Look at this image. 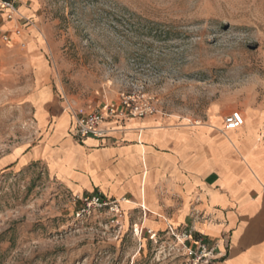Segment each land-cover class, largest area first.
<instances>
[{
	"label": "rangeland",
	"instance_id": "374dc122",
	"mask_svg": "<svg viewBox=\"0 0 264 264\" xmlns=\"http://www.w3.org/2000/svg\"><path fill=\"white\" fill-rule=\"evenodd\" d=\"M13 1L14 19L0 8V157L40 139L29 96L43 84L68 114L142 89L186 122L219 127L238 111L243 127L264 124V0ZM75 196L44 163L0 170V264H183L165 231L149 240L139 209L118 201L114 226L106 210L79 214Z\"/></svg>",
	"mask_w": 264,
	"mask_h": 264
},
{
	"label": "crops",
	"instance_id": "0c3cea01",
	"mask_svg": "<svg viewBox=\"0 0 264 264\" xmlns=\"http://www.w3.org/2000/svg\"><path fill=\"white\" fill-rule=\"evenodd\" d=\"M43 71L36 73L38 85ZM29 97L40 139L2 155L0 170L44 163L75 195L124 199L121 207L139 209L142 227L157 234L167 225L166 206L177 229L192 209L201 211L209 220L197 223V231L221 250L228 242L226 255L213 264H264V144L253 131V125L264 127L262 121L223 131V120L216 127V119L192 123L160 111L109 120L104 137L78 140L73 115L50 86L37 87Z\"/></svg>",
	"mask_w": 264,
	"mask_h": 264
},
{
	"label": "built area",
	"instance_id": "2783aa9c",
	"mask_svg": "<svg viewBox=\"0 0 264 264\" xmlns=\"http://www.w3.org/2000/svg\"><path fill=\"white\" fill-rule=\"evenodd\" d=\"M0 8L6 11V18L12 20L16 14L13 0H0ZM159 101L155 95L142 89L121 93L117 101H103L91 110L72 112L75 122L73 135L78 140L94 137L102 138L106 131L104 124L109 120H134L160 112ZM244 123L243 115L238 111H231L223 118V129L226 131L240 128ZM80 201L79 214L99 213L106 210L110 224L117 226L123 213L117 200H112L100 192L76 195ZM188 223L180 230L167 224L166 235H170L176 241L177 256L182 258L183 264H213L216 260L226 255L228 242H223V250L218 247L216 241L207 240L205 235L198 232L195 225L209 220V216L201 211L192 209L188 214ZM133 233H142L137 223L133 224ZM145 233L152 242L159 238L156 232L144 228Z\"/></svg>",
	"mask_w": 264,
	"mask_h": 264
},
{
	"label": "bare ground",
	"instance_id": "6f19581e",
	"mask_svg": "<svg viewBox=\"0 0 264 264\" xmlns=\"http://www.w3.org/2000/svg\"><path fill=\"white\" fill-rule=\"evenodd\" d=\"M16 14H17V12H16ZM16 14H15V16H16ZM243 125H244V123H243ZM120 202L125 203L126 201L124 199H122V200H120Z\"/></svg>",
	"mask_w": 264,
	"mask_h": 264
}]
</instances>
